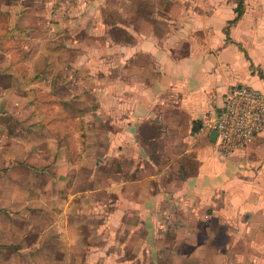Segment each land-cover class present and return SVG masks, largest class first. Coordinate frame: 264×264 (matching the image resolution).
I'll return each mask as SVG.
<instances>
[{
	"label": "crops",
	"instance_id": "obj_1",
	"mask_svg": "<svg viewBox=\"0 0 264 264\" xmlns=\"http://www.w3.org/2000/svg\"><path fill=\"white\" fill-rule=\"evenodd\" d=\"M132 1L136 23L122 25L131 40L99 45L108 52L103 75L95 39L72 37L31 57L32 27L8 9L14 20L0 29L8 54L0 68V264H123L113 244L130 219L133 229L152 228L174 207L184 215L206 209L205 218L230 225V239L247 232L248 246L264 247V132L230 154L211 138L233 86L264 93V0H176L171 8L152 0L147 16V0ZM85 4L96 14V0ZM164 152L170 162L155 160ZM173 163L167 190L162 175Z\"/></svg>",
	"mask_w": 264,
	"mask_h": 264
},
{
	"label": "rangeland",
	"instance_id": "obj_2",
	"mask_svg": "<svg viewBox=\"0 0 264 264\" xmlns=\"http://www.w3.org/2000/svg\"><path fill=\"white\" fill-rule=\"evenodd\" d=\"M96 1L97 12L90 14L87 13L88 6L85 4L89 0H0V29L8 26L10 17L13 20L14 15L9 16L7 14L10 7L14 8L18 13L16 20L21 21V23L25 22L32 27L30 37L25 40L26 50L29 51V54L32 53L31 57L42 52L47 45L55 48V43L69 42L68 39L72 37L82 40L95 39L97 40V47L103 52L98 57L96 68L98 74L103 75L104 58L108 52L105 53L104 48L99 45H104L106 40L130 41L131 38L128 37L122 25L135 24L139 12L138 4L132 0ZM175 1L162 0L156 5L161 4L159 6L161 8H171ZM185 1L186 5H190V0ZM144 6H146V16L151 14L154 6L152 0H147V4ZM19 14L21 15L19 16ZM161 14L162 11L159 14L154 13L153 18L159 19ZM163 15L166 16L164 13ZM93 21L96 23V29L92 31ZM19 38L21 39L22 36ZM22 51L21 55L24 56L26 51ZM66 54H69L70 58L74 56L72 50ZM7 55L1 50L0 42V68L6 67ZM104 84V78L99 77L98 85L102 87ZM47 100L48 98L45 96V101ZM96 100L101 105L99 96L96 97ZM98 114L99 112H96V115ZM98 118H100L99 115ZM150 130H146V136L147 134L150 135L151 132L154 133ZM156 132L159 131L155 130ZM155 146H161L160 142ZM167 155L165 152L163 154L158 153L155 160L168 163L171 158L169 159ZM98 159L104 160L103 157H98ZM17 163H21V161ZM109 163L120 165V160L112 158ZM124 164L126 163L124 162ZM102 165H105L104 161ZM177 168V163H173L162 175L167 190L169 184L167 182L176 178L177 174L174 171ZM34 175L38 180L39 174ZM174 209L177 208H171V211L175 212L176 215L170 218L166 216L163 219L165 221L162 222H152L150 224L152 228L145 225L143 228L133 229L136 225V219L133 216L129 221L130 227L126 229V233L118 234V238L113 244V247L118 250V254L114 255L115 260H120L123 264L124 262L125 264H264V247L258 246V249L254 246H248V243H252V241L247 238V232H245V236L238 233V236L232 240L226 234L230 225L219 223L215 218H205L206 209H203L202 213L199 211L188 215L174 211ZM262 242L264 243V241ZM229 243L231 246H228ZM257 258L259 260L255 261L254 259Z\"/></svg>",
	"mask_w": 264,
	"mask_h": 264
},
{
	"label": "built area",
	"instance_id": "obj_3",
	"mask_svg": "<svg viewBox=\"0 0 264 264\" xmlns=\"http://www.w3.org/2000/svg\"><path fill=\"white\" fill-rule=\"evenodd\" d=\"M212 128L218 132L216 143L222 153L244 149L264 132V93L248 85L233 86Z\"/></svg>",
	"mask_w": 264,
	"mask_h": 264
},
{
	"label": "trees",
	"instance_id": "obj_4",
	"mask_svg": "<svg viewBox=\"0 0 264 264\" xmlns=\"http://www.w3.org/2000/svg\"><path fill=\"white\" fill-rule=\"evenodd\" d=\"M242 10H243V1H241V2L239 3V5H238V12H239V14H241ZM17 15H18V13H17ZM5 17H6V16H5ZM13 20H14V19H13ZM13 20H12V18L10 17V21H9V22H12ZM9 24H10V23H9Z\"/></svg>",
	"mask_w": 264,
	"mask_h": 264
},
{
	"label": "water",
	"instance_id": "obj_5",
	"mask_svg": "<svg viewBox=\"0 0 264 264\" xmlns=\"http://www.w3.org/2000/svg\"><path fill=\"white\" fill-rule=\"evenodd\" d=\"M218 132L216 130H213L211 133L212 140H215L217 138Z\"/></svg>",
	"mask_w": 264,
	"mask_h": 264
}]
</instances>
